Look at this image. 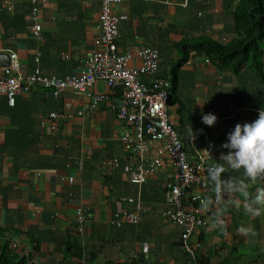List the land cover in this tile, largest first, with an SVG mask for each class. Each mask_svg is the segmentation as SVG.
I'll return each mask as SVG.
<instances>
[{"label": "crops", "instance_id": "crops-1", "mask_svg": "<svg viewBox=\"0 0 264 264\" xmlns=\"http://www.w3.org/2000/svg\"><path fill=\"white\" fill-rule=\"evenodd\" d=\"M6 1L0 0V77L11 53L19 55L28 75L39 68L45 76L65 78L84 70L99 36V0H38L36 6L32 0L8 1L12 8ZM239 3L126 0L115 8L128 16L120 23L119 50L132 52L131 66L138 67L137 51L156 48L158 75L172 87L173 68L183 55L181 44L205 38L233 41ZM34 6L42 25L39 39L32 34ZM256 72L251 61L237 72L231 66L222 70L193 51L178 69L171 114L184 150L188 156L194 146L214 154L210 164L223 165L218 177L228 180L222 187L211 181L206 193L208 198L220 197L221 203L193 237L201 244L203 264H264V201L256 199L264 190V172L253 180L244 166L234 168L224 159L235 151L225 144L236 124L255 120L264 109V81ZM94 90L106 94L96 108L85 94L71 89L56 98L35 85L30 93L17 94L14 106L0 95V228L5 239L18 243L28 264H191L181 228L164 215L172 167L163 163L141 187L121 169L109 175L104 160L125 162L120 139L125 122L118 116L123 90L111 92L101 80ZM50 112L66 116L55 131L41 126ZM209 112L218 116L212 126L202 121ZM128 197L140 203L141 221L118 228L111 224L116 212L137 210ZM80 206L88 218L83 232L74 233ZM252 209H260V214Z\"/></svg>", "mask_w": 264, "mask_h": 264}, {"label": "built area", "instance_id": "built-area-1", "mask_svg": "<svg viewBox=\"0 0 264 264\" xmlns=\"http://www.w3.org/2000/svg\"><path fill=\"white\" fill-rule=\"evenodd\" d=\"M8 1L12 0L6 1L12 8V3ZM99 1V36L94 41V49L88 55L81 73L59 78L45 76L38 68L28 75L19 55L11 53L10 63L3 68L0 77V95L6 96L9 105L14 106L17 94L30 93L35 85L50 90L56 98L71 89L85 94L91 106L96 108L106 98V94L94 90L97 81H104L111 92L121 88L123 104L118 116L125 122V129L120 136L125 162L122 165L119 158L111 157L102 162V167L108 168L109 175L121 169L133 185L141 187L148 179L156 176L163 163L168 162L173 169V177L166 184L164 215L169 222L181 228L182 247L191 257V264H200L201 244L193 242V237L209 224L213 210L221 203L220 197L208 198L206 193L211 181H215L217 187H222L228 180L213 175L215 166L209 160L214 154L203 152L195 146L190 156L186 154L172 119L169 94L171 82L158 75V50L150 46L138 50L136 54L141 60L138 67L131 66L135 56L132 52H120V23L128 19V16L118 14L115 8L126 0ZM32 2L36 6L38 0ZM35 6L32 34L39 39L42 25L39 22V10ZM64 119V113L50 112L42 118L41 126L55 131ZM69 181L72 182L73 178H69ZM126 200L128 203H136L137 210L116 212L111 224L118 228L124 224L137 225L141 221L140 203L132 197ZM75 218L74 233H82L88 218L86 209L78 207ZM17 246L18 243H12V247Z\"/></svg>", "mask_w": 264, "mask_h": 264}, {"label": "trees", "instance_id": "trees-1", "mask_svg": "<svg viewBox=\"0 0 264 264\" xmlns=\"http://www.w3.org/2000/svg\"><path fill=\"white\" fill-rule=\"evenodd\" d=\"M235 23L238 34L228 44L208 38L181 44L183 55L172 71L171 104L175 103L172 92L178 86V69L188 62L192 51L196 55L207 56L222 70L231 66L237 72L251 61L256 68V74L264 81V0H240L235 11ZM213 183L217 187L215 181ZM3 239L5 236L0 228V264H28L26 256L17 247H12L13 242ZM204 262L202 257L199 258L200 264Z\"/></svg>", "mask_w": 264, "mask_h": 264}, {"label": "clouds", "instance_id": "clouds-1", "mask_svg": "<svg viewBox=\"0 0 264 264\" xmlns=\"http://www.w3.org/2000/svg\"><path fill=\"white\" fill-rule=\"evenodd\" d=\"M194 53V52H193ZM217 120V116L211 112L202 115V121L212 126ZM189 133L191 126H187ZM229 141L225 147L234 149L224 157L230 165L239 169L244 166L245 173L253 180L264 172V109L259 111L258 118L243 124L237 123L234 130L229 133ZM224 170L223 165H216L213 172L218 176ZM257 201H264V190L256 197ZM254 214L259 215L260 209H252Z\"/></svg>", "mask_w": 264, "mask_h": 264}, {"label": "rangeland", "instance_id": "rangeland-1", "mask_svg": "<svg viewBox=\"0 0 264 264\" xmlns=\"http://www.w3.org/2000/svg\"><path fill=\"white\" fill-rule=\"evenodd\" d=\"M263 227H264V225H263ZM255 234L258 235L259 232L256 231V233L254 232V234L251 233L250 235L252 236V238H254V237H255ZM254 241H255V242H254V244L251 246V248H254V247L256 246V242H257V240H254ZM248 248H250V247L247 246V247H246V250H247ZM250 252H251V251H250ZM254 252H257V251H253V253H254ZM258 253H259V252L256 253V254H257L256 257H258V255H259ZM262 257L264 258V254H262Z\"/></svg>", "mask_w": 264, "mask_h": 264}, {"label": "water", "instance_id": "water-1", "mask_svg": "<svg viewBox=\"0 0 264 264\" xmlns=\"http://www.w3.org/2000/svg\"><path fill=\"white\" fill-rule=\"evenodd\" d=\"M8 57V56H7ZM9 59V58H8Z\"/></svg>", "mask_w": 264, "mask_h": 264}]
</instances>
